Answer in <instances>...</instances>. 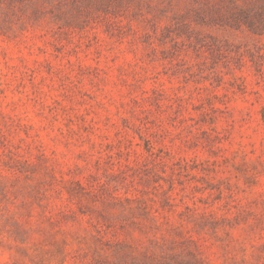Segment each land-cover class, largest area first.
I'll use <instances>...</instances> for the list:
<instances>
[{
  "label": "rangeland",
  "instance_id": "obj_1",
  "mask_svg": "<svg viewBox=\"0 0 264 264\" xmlns=\"http://www.w3.org/2000/svg\"><path fill=\"white\" fill-rule=\"evenodd\" d=\"M0 264H264V0H0Z\"/></svg>",
  "mask_w": 264,
  "mask_h": 264
}]
</instances>
